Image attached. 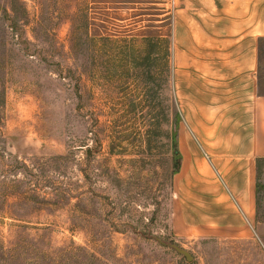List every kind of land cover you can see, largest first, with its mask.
<instances>
[{"label":"rangeland","instance_id":"obj_1","mask_svg":"<svg viewBox=\"0 0 264 264\" xmlns=\"http://www.w3.org/2000/svg\"><path fill=\"white\" fill-rule=\"evenodd\" d=\"M175 8L0 0V264H264V159L247 236L172 228Z\"/></svg>","mask_w":264,"mask_h":264},{"label":"crops","instance_id":"obj_2","mask_svg":"<svg viewBox=\"0 0 264 264\" xmlns=\"http://www.w3.org/2000/svg\"><path fill=\"white\" fill-rule=\"evenodd\" d=\"M170 67L182 121L172 228L247 236L264 159V0H176Z\"/></svg>","mask_w":264,"mask_h":264},{"label":"water","instance_id":"obj_3","mask_svg":"<svg viewBox=\"0 0 264 264\" xmlns=\"http://www.w3.org/2000/svg\"><path fill=\"white\" fill-rule=\"evenodd\" d=\"M170 246L172 248H174L176 251H178L179 253H181L182 255H184L187 258V260L191 259V256L187 251H185V250H183V249H181L175 245H170Z\"/></svg>","mask_w":264,"mask_h":264},{"label":"trees","instance_id":"obj_4","mask_svg":"<svg viewBox=\"0 0 264 264\" xmlns=\"http://www.w3.org/2000/svg\"><path fill=\"white\" fill-rule=\"evenodd\" d=\"M262 41H264V39H260V40H259V44H261ZM259 54H260V45H259ZM176 155L179 156V152H178V150H177ZM175 166H176V167H175V169H174V172H177V171H178V168H179V161L177 162V165H175Z\"/></svg>","mask_w":264,"mask_h":264},{"label":"built area","instance_id":"obj_5","mask_svg":"<svg viewBox=\"0 0 264 264\" xmlns=\"http://www.w3.org/2000/svg\"><path fill=\"white\" fill-rule=\"evenodd\" d=\"M172 4L173 5H176V0H172Z\"/></svg>","mask_w":264,"mask_h":264}]
</instances>
